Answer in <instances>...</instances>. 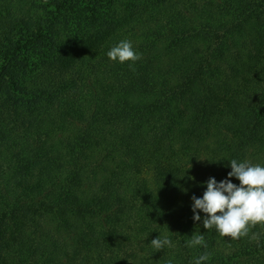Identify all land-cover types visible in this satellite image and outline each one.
Segmentation results:
<instances>
[{
  "label": "trees",
  "instance_id": "1",
  "mask_svg": "<svg viewBox=\"0 0 264 264\" xmlns=\"http://www.w3.org/2000/svg\"><path fill=\"white\" fill-rule=\"evenodd\" d=\"M232 159L264 166V0H0V264H264L193 220Z\"/></svg>",
  "mask_w": 264,
  "mask_h": 264
},
{
  "label": "clouds",
  "instance_id": "2",
  "mask_svg": "<svg viewBox=\"0 0 264 264\" xmlns=\"http://www.w3.org/2000/svg\"><path fill=\"white\" fill-rule=\"evenodd\" d=\"M47 0H45V3ZM107 57L114 61L124 64L129 63L131 68L134 63L141 59L131 41L121 40L114 45L108 52ZM231 171L227 177L217 181L215 177H210L203 182L207 185L202 198L192 196L193 220H201L207 230L215 229L221 238L238 240L249 235L250 229L258 224L264 226V166L251 164L245 160L238 162L236 159L230 160ZM231 177L239 180V184L232 182ZM251 239H256L255 234ZM155 252L164 250L166 247H173L171 239L164 235H159L150 242ZM190 248L203 246L207 248L205 237L202 234L194 233L191 239L186 241ZM211 254L205 251L194 259L193 264H202L210 259ZM168 264H172L169 260Z\"/></svg>",
  "mask_w": 264,
  "mask_h": 264
}]
</instances>
